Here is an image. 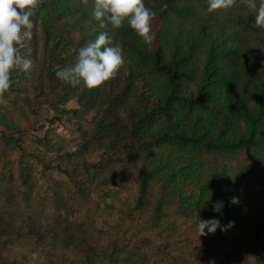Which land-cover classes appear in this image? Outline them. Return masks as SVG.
I'll return each mask as SVG.
<instances>
[{
    "label": "trees",
    "instance_id": "obj_1",
    "mask_svg": "<svg viewBox=\"0 0 264 264\" xmlns=\"http://www.w3.org/2000/svg\"><path fill=\"white\" fill-rule=\"evenodd\" d=\"M145 5L156 13L152 45L127 22L119 29L100 28L92 15L94 0H38L32 37L20 46L32 69L13 70L3 95L28 91L24 100L30 104L49 93L57 114L100 113L88 136L103 139L106 150L120 147L140 164L139 208L151 183H158L154 223L171 202L187 217L234 221L233 227L264 250V199L253 202L242 188L243 167L231 165L242 152L264 165V29L255 27V12L245 0L214 12L206 0H145ZM102 31L123 48L125 63L115 76L95 89L57 78L56 71L73 66L78 50ZM33 158L42 161L38 154ZM217 201L224 203L220 213L213 211ZM34 216L28 228L38 239L59 236ZM61 230L67 246L70 230ZM95 250L88 247L84 264L114 261V253L105 259Z\"/></svg>",
    "mask_w": 264,
    "mask_h": 264
},
{
    "label": "rangeland",
    "instance_id": "obj_2",
    "mask_svg": "<svg viewBox=\"0 0 264 264\" xmlns=\"http://www.w3.org/2000/svg\"><path fill=\"white\" fill-rule=\"evenodd\" d=\"M26 93L0 96V264H84L88 247L105 259L114 253L109 264H264V250L241 229L200 237L196 226L203 218L181 214L174 203L164 205L154 223L158 183H151L139 208L140 164L120 147L106 150L103 139L88 136L100 113L57 114L50 104L53 94L27 104ZM231 165L243 167L242 188L253 202L262 201L260 159L242 152ZM34 215L45 228L58 229L59 236L32 234L28 225ZM63 226L72 236L67 246ZM94 264L105 260L95 258Z\"/></svg>",
    "mask_w": 264,
    "mask_h": 264
},
{
    "label": "clouds",
    "instance_id": "obj_3",
    "mask_svg": "<svg viewBox=\"0 0 264 264\" xmlns=\"http://www.w3.org/2000/svg\"><path fill=\"white\" fill-rule=\"evenodd\" d=\"M207 10L227 11L235 0H206ZM249 10L255 12V27L264 29V0H245ZM38 6V0H0V96L11 87V72L21 70L29 72L33 61L21 54V45L32 37L34 21L32 17ZM93 18L100 28L111 26L119 29L127 22L128 26L142 38L145 45L152 43V20L156 13L146 7L145 0H94ZM125 58L121 45H114L107 31L99 32L96 38L78 50L73 66L60 68L56 76L75 87L83 83L88 89L103 86L124 65ZM230 203H239L238 197H232ZM224 208L222 201L213 204V211L220 213ZM227 226L217 218L200 219L196 226L200 237L214 234L217 229L225 231ZM207 229V232L205 231Z\"/></svg>",
    "mask_w": 264,
    "mask_h": 264
}]
</instances>
